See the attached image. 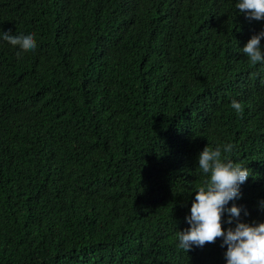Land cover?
<instances>
[{
  "label": "trees",
  "instance_id": "obj_1",
  "mask_svg": "<svg viewBox=\"0 0 264 264\" xmlns=\"http://www.w3.org/2000/svg\"><path fill=\"white\" fill-rule=\"evenodd\" d=\"M237 3L0 0V264H227L178 233L198 154L228 143L250 175L222 228L233 205L264 223V60L242 52L264 19Z\"/></svg>",
  "mask_w": 264,
  "mask_h": 264
},
{
  "label": "clouds",
  "instance_id": "obj_2",
  "mask_svg": "<svg viewBox=\"0 0 264 264\" xmlns=\"http://www.w3.org/2000/svg\"><path fill=\"white\" fill-rule=\"evenodd\" d=\"M236 8L250 20L264 19V0H238ZM9 32L10 30L4 33L3 39L12 46H19L22 51L35 49L36 42L32 34L11 35ZM261 38H264V30L253 35L242 48L251 65L264 60ZM20 54L17 53L18 58ZM231 107L238 114L242 111L241 104L235 100ZM233 147L231 143L219 145L215 149L205 146L198 154V167L207 179L195 191L191 214L186 218L190 227L178 233V247L188 252L194 245L203 247L206 243H214L217 238L223 237L221 247L227 246V264H264V223L240 222V209L233 205L228 209V223H232L233 217L237 218L236 226L234 229L229 228L227 232L222 228L225 206L239 197V187L250 175L248 168L223 155L231 153Z\"/></svg>",
  "mask_w": 264,
  "mask_h": 264
}]
</instances>
